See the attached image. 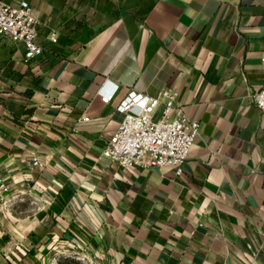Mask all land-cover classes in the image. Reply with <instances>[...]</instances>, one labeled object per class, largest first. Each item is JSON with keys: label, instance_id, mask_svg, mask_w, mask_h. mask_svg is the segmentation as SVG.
Wrapping results in <instances>:
<instances>
[{"label": "crops", "instance_id": "0c3cea01", "mask_svg": "<svg viewBox=\"0 0 264 264\" xmlns=\"http://www.w3.org/2000/svg\"><path fill=\"white\" fill-rule=\"evenodd\" d=\"M25 1L44 51L0 38V177L23 193L0 264H264V0ZM164 88L201 124L182 175L102 158L120 102Z\"/></svg>", "mask_w": 264, "mask_h": 264}, {"label": "built area", "instance_id": "2783aa9c", "mask_svg": "<svg viewBox=\"0 0 264 264\" xmlns=\"http://www.w3.org/2000/svg\"><path fill=\"white\" fill-rule=\"evenodd\" d=\"M38 25L27 1L11 4L0 0V38L22 43L26 61L44 51L37 42ZM55 36V33L51 34L53 42ZM262 62L264 64V56ZM116 91L117 86L104 98L112 99ZM178 97L179 93L170 88L160 90L156 96L129 92L117 107L123 118L103 148L101 157L123 169L172 167L175 176H181L182 166L199 135L201 124L190 119L176 105ZM250 101L264 112V85L251 94ZM82 120L88 121L89 116H83ZM27 164L33 166L37 159L32 158ZM22 194L13 192L11 185L0 177V209L10 210L22 200Z\"/></svg>", "mask_w": 264, "mask_h": 264}, {"label": "rangeland", "instance_id": "374dc122", "mask_svg": "<svg viewBox=\"0 0 264 264\" xmlns=\"http://www.w3.org/2000/svg\"><path fill=\"white\" fill-rule=\"evenodd\" d=\"M54 264H100L99 259L94 255H88L86 252L73 249L70 252L59 255Z\"/></svg>", "mask_w": 264, "mask_h": 264}]
</instances>
